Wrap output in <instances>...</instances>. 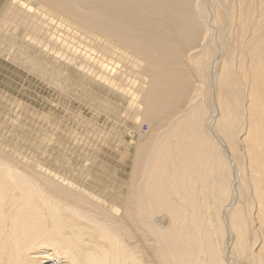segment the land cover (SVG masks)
I'll use <instances>...</instances> for the list:
<instances>
[{
	"label": "bare ground",
	"instance_id": "1",
	"mask_svg": "<svg viewBox=\"0 0 264 264\" xmlns=\"http://www.w3.org/2000/svg\"><path fill=\"white\" fill-rule=\"evenodd\" d=\"M0 50L87 167L0 139V264H264V0H0Z\"/></svg>",
	"mask_w": 264,
	"mask_h": 264
},
{
	"label": "rangeland",
	"instance_id": "2",
	"mask_svg": "<svg viewBox=\"0 0 264 264\" xmlns=\"http://www.w3.org/2000/svg\"><path fill=\"white\" fill-rule=\"evenodd\" d=\"M3 54V55H2ZM3 58V59H2ZM9 61V62H8ZM0 62H2L5 66H8V67H13V68H19L20 66H19V61H16V60H14V58H12V55H9L8 53H4L3 51H1L0 50ZM12 63V64H11ZM16 65V67H15V65ZM20 70H21V67L19 68ZM3 92H5L4 90H3ZM7 94V97L8 98H10V96L12 95H10L9 93H3V96L4 95H6ZM16 95V94H15ZM15 95H13V97L12 98H14L15 99ZM5 98V97H4ZM2 99L1 97H0V121L2 120V122H0L1 124H0V129H2V131L5 133V134H3V132L2 131H0V139L2 140V141H4L5 143H7V144H9L10 146H12V144H13V147H15L16 149H19L20 151H22L23 150V152L24 153H26V154H28L30 157H32L33 159H38L39 158V160H41V161H44V163L46 162V164H48L49 166H54V167H56V168H58L59 166L61 167L62 165H65L66 166V168L68 169V170H71V169H74V168H72L71 167V164H74V167L76 168V170L77 171H81L82 169H85V168H87L86 167V165L84 166V164H83V160H81V158H79L78 160L79 161H77V160H75V158L77 159V156L74 158V159H71L70 157H73V155L75 154L73 151H72V149H71V146H73L72 145V140L70 139V138H66V139H59L58 137H57V135H60V136H62V137H65L64 136V133H63V131L64 130H66L67 129V126H64V124H60L59 122H57V123H59V126L62 128H60L59 127V130L58 129H56L55 130V128H51V127H49V126H47L48 124L46 123V121H43V120H39L38 118H33V117H31L32 115L30 114V115H28L29 113H24V110H22V109H16V106H14V104L12 103V101H9V100H6L7 98H5V99ZM19 98L20 97H18V101H19ZM21 99V98H20ZM6 101H7V103H6ZM2 103V104H1ZM5 105V106H4ZM6 106H8V107H6ZM12 108V110H10V109ZM14 109V110H13ZM7 110H8V112H7ZM2 111V112H1ZM16 111V112H15ZM22 111V112H21ZM8 113V114H7ZM21 114V115H20ZM25 115V117H24V115ZM6 115V116H5ZM9 115V116H8ZM20 115V116H19ZM18 117V118H16V117ZM27 116V117H26ZM5 117V118H4ZM23 117V118H22ZM31 117V118H30ZM2 118V119H1ZM15 118H16V120H15ZM9 119V120H8ZM29 119H31V120H29ZM35 119V120H34ZM4 120V121H3ZM20 120V121H19ZM22 122H23V124H22ZM7 125H6V124ZM25 123V124H24ZM36 123V124H35ZM44 123V124H43ZM21 126H20V125ZM29 126H28V125ZM4 125H6V126H4ZM14 125V126H13ZM24 125V126H23ZM111 125V126H110ZM22 126H23V128H22ZM46 127L47 129H45V128H43V127ZM124 126H126V127H124ZM6 127V128H5ZM13 127H15V128H12ZM17 127L19 128V127H21L22 129V131L21 130H19V129H17ZM28 127H30V128H28ZM130 127V122H125V124H123V125H121V124H119V123H117V124H115L114 122L112 123H107L106 124V126H105V128L107 129V130H109L110 132H114V133H116L117 135L119 134L120 135V133H121V135H124L125 134V132L124 131H122V130H126V131H128L129 128ZM4 128V129H3ZM11 128V129H10ZM113 129V130H112ZM117 129V130H116ZM11 130H14L13 132L11 131ZM17 130V131H16ZM51 130V131H50ZM10 131V132H9ZM18 131H19V133H18ZM36 131H38V132H36ZM53 131L55 132V133H57V135H54V133H53ZM62 131V132H61ZM109 131H108V133H109ZM120 131V132H119ZM21 132V133H20ZM24 132V133H23ZM15 133V134H14ZM42 133V134H41ZM8 134H10V135H8ZM12 134V135H11ZM18 136H17V135ZM4 135V136H3ZM28 135V136H27ZM54 135V136H53ZM8 136V137H7ZM31 136V137H30ZM46 136V137H45ZM11 137H13V140L11 141ZM15 137V138H14ZM40 137V138H39ZM50 137L53 139H50ZM55 137V138H54ZM9 138H11V139H9ZM27 138V139H26ZM35 138H37V141H36V139ZM6 139V140H5ZM8 139V140H7ZM29 139V140H28ZM43 139V140H42ZM45 139V140H44ZM50 139V140H49ZM76 139V138H75ZM11 141V144H10V141ZM23 140V141H22ZM25 140V141H24ZM39 140V141H38ZM7 141V142H6ZM14 141V142H13ZM20 143H19V142ZM35 143H34V142ZM41 141V142H40ZM33 142V143H32ZM37 142V143H36ZM40 142V143H39ZM42 142H44V143H42ZM60 142V144H58ZM31 143V144H30ZM17 144V145H16ZM37 144V145H36ZM24 146L25 147V150H24V147H19V146ZM42 145V146H41ZM46 145H48V146H50L49 148L46 146ZM18 146V147H17ZM36 146V147H35ZM37 146H39V147H37ZM105 146V145H104ZM103 146V147H104ZM31 147H33V148H31ZM34 147H35V149H34ZM66 147V148H65ZM101 148H102V146H100ZM23 148V149H22ZM49 150H48V149ZM59 148V149H58ZM81 148V149H80ZM80 148L79 149H77V148H75V150L77 149V151L80 153H82V154H84V156H86V157H88V158H93V162L91 163V165H93L92 167L93 168H97L98 167V165L100 166V165H102L104 162H103V160H101V158H102V154L101 153H99V149L96 151V150H93V148L91 147V146H87V144H84V143H82V144H80ZM30 149V150H29ZM52 149V150H51ZM58 149V150H57ZM92 149V150H91ZM36 150H37V152H36ZM47 151V153L45 154L46 155V158H45V155L44 156H42V155H36V154H38V152H42V151ZM54 150V151H53ZM29 151V152H28ZM58 151V152H57ZM87 151V152H86ZM62 152V153H61ZM101 152V151H100ZM111 152V151H110ZM64 153V154H63ZM91 153V154H90ZM32 154V155H31ZM51 154V155H50ZM56 155V156H55ZM63 155V156H62ZM67 155V157L66 158H64L65 156ZM118 155V154H117ZM47 156H49V157H47ZM35 157V158H34ZM98 157V158H97ZM50 159V160H49ZM65 159V160H64ZM68 159H70V161L68 160ZM49 162H48V161ZM55 160V161H54ZM59 160V161H58ZM68 160V161H67ZM51 161H53L52 163H51ZM58 161V165H56L57 162ZM72 161V162H71ZM55 162V163H54ZM66 162H68L67 163V165H66ZM79 162V163H78ZM115 162V161H114ZM50 163V164H49ZM96 163H97V165H96ZM116 163V162H115ZM68 165H69V167H68ZM77 165H78V167H77ZM80 165V166H79ZM106 165V164H105ZM114 164H112L110 167L111 168H113V169H115V167L113 166ZM119 165V164H118ZM71 167V168H70ZM70 168V169H69ZM92 169V168H91Z\"/></svg>",
	"mask_w": 264,
	"mask_h": 264
}]
</instances>
